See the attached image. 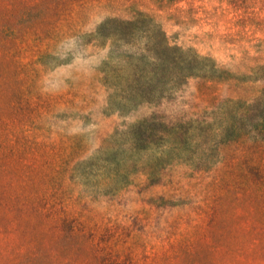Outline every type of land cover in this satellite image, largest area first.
<instances>
[{
	"label": "rangeland",
	"instance_id": "1",
	"mask_svg": "<svg viewBox=\"0 0 264 264\" xmlns=\"http://www.w3.org/2000/svg\"><path fill=\"white\" fill-rule=\"evenodd\" d=\"M0 264H264V0H0Z\"/></svg>",
	"mask_w": 264,
	"mask_h": 264
},
{
	"label": "trees",
	"instance_id": "2",
	"mask_svg": "<svg viewBox=\"0 0 264 264\" xmlns=\"http://www.w3.org/2000/svg\"><path fill=\"white\" fill-rule=\"evenodd\" d=\"M190 56V55H189ZM192 59H193V61H198V60H201V59H205V58H200V57H198V55H196V54H192V56H190ZM231 101V100H230Z\"/></svg>",
	"mask_w": 264,
	"mask_h": 264
}]
</instances>
